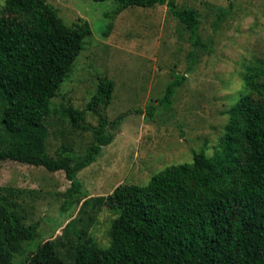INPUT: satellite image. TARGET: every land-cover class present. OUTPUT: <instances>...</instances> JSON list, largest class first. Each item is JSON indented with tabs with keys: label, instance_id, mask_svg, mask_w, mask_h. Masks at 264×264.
<instances>
[{
	"label": "trees",
	"instance_id": "obj_1",
	"mask_svg": "<svg viewBox=\"0 0 264 264\" xmlns=\"http://www.w3.org/2000/svg\"><path fill=\"white\" fill-rule=\"evenodd\" d=\"M114 1L117 13L134 5H166L189 32L191 64L198 49L208 47L192 7L175 0ZM92 32L86 19L67 23L48 0H5L0 6V159L64 171L71 183L66 200L83 199L79 216L71 217L60 234L40 240L19 264H264V55L247 67L241 96L224 111L229 120L213 155L194 151L191 162L168 165L148 184L121 183L114 196H89L78 172L112 142L124 116L111 120L107 113L114 81L99 77L84 109L71 103L62 107L71 127L93 134L82 154L62 143L50 155L47 120L51 100ZM192 69L174 74L164 104L172 103ZM155 108L147 106L148 117ZM87 110L97 124L87 121ZM112 197L119 199L112 206L117 215L109 228L110 245L104 247L91 226ZM16 205L0 186V264H15L37 236L38 223H25ZM78 222L86 223L71 236Z\"/></svg>",
	"mask_w": 264,
	"mask_h": 264
},
{
	"label": "rangeland",
	"instance_id": "obj_2",
	"mask_svg": "<svg viewBox=\"0 0 264 264\" xmlns=\"http://www.w3.org/2000/svg\"><path fill=\"white\" fill-rule=\"evenodd\" d=\"M175 1L197 10L200 36L208 45L198 49L192 64L189 32L166 5H134L117 13L119 4L114 0H48L67 23L83 18L93 31L51 100L48 153L55 155L65 143L82 154L93 142L91 132L71 127L62 107L71 103L84 109L99 77L107 75L114 81L109 118L124 114L112 142L78 172L83 193L89 196H111L121 183L148 184L168 165L191 162L194 151L205 149L213 155L229 120L224 111L241 96L247 67L264 55V0H232V6L230 0ZM4 2L0 0V6ZM192 65L172 103L164 104L161 98L174 74ZM148 105L156 107L150 117ZM86 119L98 123L89 110ZM70 185L64 171L0 159V186L16 201L25 223H38L37 236L27 242L15 264L40 240L60 234L71 217L79 216L83 199L76 195L66 200ZM118 200H106L91 226L104 247L110 245L109 228L117 215L112 206ZM85 223L75 224L71 236Z\"/></svg>",
	"mask_w": 264,
	"mask_h": 264
}]
</instances>
